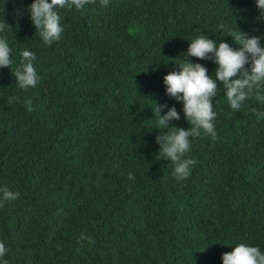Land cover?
<instances>
[{
	"label": "trees",
	"instance_id": "16d2710c",
	"mask_svg": "<svg viewBox=\"0 0 264 264\" xmlns=\"http://www.w3.org/2000/svg\"><path fill=\"white\" fill-rule=\"evenodd\" d=\"M33 2L0 0L12 61L0 68V188L20 193L0 206V264H223L239 244L264 253V117L251 111L264 103L233 112L217 81V138H189L185 158L197 163L186 180L156 143L167 131L156 104L168 106L161 116L176 108L170 127H191L164 76L187 59L215 79L214 60L187 57L189 43L204 35L235 50L230 31L264 37L256 0L58 7L64 31L50 46L31 23ZM25 49L39 77L27 91L14 77ZM82 232L91 243L78 242Z\"/></svg>",
	"mask_w": 264,
	"mask_h": 264
},
{
	"label": "clouds",
	"instance_id": "9594fccd",
	"mask_svg": "<svg viewBox=\"0 0 264 264\" xmlns=\"http://www.w3.org/2000/svg\"><path fill=\"white\" fill-rule=\"evenodd\" d=\"M95 0H34L29 6L32 25L39 31L40 37L46 45L58 42L64 29L60 24V17L56 8H75L77 11L83 10L88 4ZM103 7H107L109 0H100ZM256 6L261 13H264V0H256ZM8 26V25H7ZM5 25L0 24V31ZM220 29L225 26L219 25ZM238 29V28H237ZM229 37L239 46L234 50L228 43L219 42L217 46L215 40L201 35L189 43L186 56L196 57L200 60H214L215 79L208 75L206 67L199 63H191L187 59L177 66L179 71H173L164 76L163 82L166 86V94L183 103V112L186 121L191 127L187 130L169 126L171 121L180 120V115L176 108L169 107L164 115H160L167 105H157L156 111L159 115V125L166 129V132L156 137L159 145V153L163 159L171 161L174 165L172 172L176 180H186L191 173V167L197 161L192 158H185L190 149V137H199L201 131L205 135L211 136L213 140L217 138L215 126L213 124L216 113L213 111V99L216 98L219 87L217 81L223 86L226 98L233 112L238 111L243 103L251 97L264 103V94L261 93V85L264 84V46L261 39L264 37L249 38L239 29L229 32ZM11 49L4 38H0V68H9L12 61L10 59ZM20 66L16 68L14 77L20 89L27 91L34 88L39 77L33 66L36 56L29 50H24L21 54ZM250 65V67H246ZM19 97H10L9 103L18 100ZM26 110L33 111L32 101L26 100ZM257 117H264V112H257L251 109ZM233 113H228L231 118ZM128 180L134 181L135 175L128 173ZM2 200L4 202L15 201L19 198V192H13L7 186L0 188ZM88 241L89 237L83 232L79 241ZM7 252L5 244L0 242V258ZM223 264H264V253L259 247L239 244L233 251L222 255ZM7 264V261H4Z\"/></svg>",
	"mask_w": 264,
	"mask_h": 264
}]
</instances>
